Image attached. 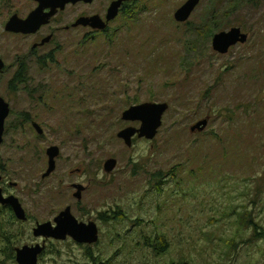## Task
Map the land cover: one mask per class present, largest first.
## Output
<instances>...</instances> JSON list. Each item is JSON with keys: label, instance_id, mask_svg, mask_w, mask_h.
<instances>
[{"label": "rangeland", "instance_id": "rangeland-1", "mask_svg": "<svg viewBox=\"0 0 264 264\" xmlns=\"http://www.w3.org/2000/svg\"><path fill=\"white\" fill-rule=\"evenodd\" d=\"M111 1L58 12L42 29L52 42L39 50L52 61L29 62L28 84L14 90V66L34 37L8 34L3 24L25 19L37 3L0 1V52L12 66L2 96L10 115L0 187L29 219L0 212V233L11 238L0 234V264H16L15 249L41 244L35 225L53 224L66 207L78 222L97 225L98 243L46 240L38 264H91L90 256L103 264H264V0H235L230 9L233 0H200L184 24L173 15L187 0H135L104 32L65 30L79 16L104 15ZM213 10L224 22L194 41L212 25L202 26ZM232 28L247 42L213 52L212 37ZM144 103L169 108L153 140L127 148L117 134L139 123L121 116ZM203 120V130L190 131ZM51 146L60 155L43 179ZM108 159L116 161L111 173L103 169ZM72 184L85 188L80 201Z\"/></svg>", "mask_w": 264, "mask_h": 264}, {"label": "water", "instance_id": "water-1", "mask_svg": "<svg viewBox=\"0 0 264 264\" xmlns=\"http://www.w3.org/2000/svg\"><path fill=\"white\" fill-rule=\"evenodd\" d=\"M37 3V7L29 13L25 19L18 18L17 15H12L6 22L4 31L11 34L31 35L40 30L42 26L50 23L58 12H62L69 5H76L78 3L91 4L94 0H32ZM131 0H114L110 3L107 11L105 21L99 16L80 17L71 26L72 28H90L95 31H104L107 23L115 20L119 14V10L123 3ZM200 0H187L180 8H178L174 15V21L179 24H184L188 21L191 14L198 6ZM51 37H47L41 42V45L49 43ZM248 40V36L241 32L239 28H232L226 32H219L211 39L212 51L219 55H226L229 50L237 45H244ZM4 68V64L0 61V71ZM169 106L166 103H144L137 106H131L126 109L121 119L125 122H137L139 128L128 127L117 134L127 148H131L135 139L153 140L158 130L162 126L163 115L168 110ZM10 114L9 104L0 98V145L3 142L4 124ZM207 126V121L203 120L196 123L190 128L191 132L201 131ZM33 127L38 135H42L43 131L37 124ZM60 155L59 148L51 146L46 150L48 159L47 169L42 175V178L49 177L55 171L56 158ZM116 167L114 159H108L103 165L106 173H111ZM78 192L75 194L79 200L81 192L84 187L77 185ZM0 204L6 205L13 211L16 220L26 221V215L21 207L18 199L13 196L4 198L0 190ZM34 238L54 241H65L67 238L71 239L78 245L91 246L98 243L99 231L97 225L93 222L81 223L78 222L71 214L70 208H66L61 212L57 218L50 222L37 224L32 230ZM45 245L23 246L21 249H16V264H38V258L43 254Z\"/></svg>", "mask_w": 264, "mask_h": 264}, {"label": "flooded vegetation", "instance_id": "flooded-vegetation-1", "mask_svg": "<svg viewBox=\"0 0 264 264\" xmlns=\"http://www.w3.org/2000/svg\"><path fill=\"white\" fill-rule=\"evenodd\" d=\"M1 1V0H0ZM95 1H97V0H94L91 4H84V3H78V5H84V6H89V5H92ZM114 0H112L111 2H113ZM110 2V3H111ZM130 2V1H129ZM129 2H125V3H123L122 4V6H121V8H120V10H119V14H120V12L122 11V9H123V5H125V4H127V3H129ZM77 5V4H76ZM110 5V4H109ZM109 5H108V7H109ZM108 7L105 9V13H104V15H99V14H93V15H86V16H84V15H82V16H79L78 18H80V17H91V16H99L101 19H102V21H105V17H106V11H107V9H108ZM77 18V19H78ZM53 19V18H52ZM51 19V20H52ZM76 19V20H77ZM75 20V21H76ZM74 21V22H75ZM114 21V20H113ZM112 22V21H111ZM111 22H109V23H107V27H106V29L104 30V31H106L107 30V28H108V25L111 23ZM50 23H51V21H50ZM50 23L48 24V25H46V26H42L41 28H40V30L39 31H37L35 34H31V35H23V37H34V41H33V43H32V45H31V47L27 50V52L25 53V54H27V57H19V59H17V62H16V64H15V66H14V72H13V74H12V78H11V82H10V88H11V85L13 84V82L15 83V85L16 86H18V87H24V85H27L28 84V76H27V70H28V67H29V62H31L32 60H33V63H34V65L36 64L37 66H39V64L43 67V65L46 63V64H49L50 63V61H52V57H51V55H49V54H46V55H39V50L40 49H43L46 45H48V44H50V42H52V39H53V33H48L47 34V32H45L44 31V33H43V31H42V29L44 30L46 27H48L49 25H50ZM4 24H5V22H4ZM3 24V26L5 27V25ZM73 24V23H72ZM71 24V25H72ZM69 26V27H67V28H65V30H70V29H77V28H72V26ZM3 27V28H4ZM78 28H83V27H78ZM83 29H89V30H91L90 28H83ZM91 31H93V32H104V31H95V30H91ZM8 34H11V33H8ZM40 34H43V35H40ZM12 35H22V34H12ZM47 37H51V40H50V42L49 43H47V44H44V45H41V42L44 40V39H46ZM40 42V43H39ZM0 50H1V48H0ZM4 53V52H3ZM3 53L1 54V52H0V61H2L3 62V64H4V68L0 71V98L1 99H3V95H4V93H5V85H4V79H5V75H6V73L8 72V71H10V70H12V66H6V63H5V59H4V56H3ZM25 80V84H23L22 83V80ZM4 100V99H3ZM9 109H10V105H9ZM10 115V114H9ZM23 120H24V122H28V118L26 117V116H23ZM33 124H37V123H35V122H31V127L34 129V127H33ZM38 125V124H37ZM39 126V125H38ZM41 128V127H40ZM35 130V129H34ZM42 130V129H41ZM47 150V149H46ZM46 150H45V156H46ZM47 157V156H46ZM59 157V156H58ZM57 157V158H58ZM56 158V159H57ZM47 162H48V159H47ZM55 165H56V163H55ZM55 168H56V166H55ZM46 169H47V166H46ZM78 171V173L80 172V170H77ZM45 179V178H44ZM1 182H2V177L0 176V184H1ZM12 185H15V184H12ZM77 185H80V184H72V186H71V189L74 191V193H73V198H75L77 201H80L81 200V198H80V200L77 198V197H75V194L78 192V189H77ZM80 186H82V185H80ZM83 187V186H82ZM0 190H1V193H2V196L4 197V198H7V197H9V196H12V195H5L4 193H3V191H2V189H1V187H0ZM85 192V188H84V191H82L81 192V196H82V194ZM14 197V196H13ZM16 198V197H15ZM16 199H18V198H16ZM19 201V200H18ZM19 203H20V201H19ZM21 204V203H20ZM21 207H22V205H21ZM66 208H68V207H66ZM65 208V209H66ZM70 208V210H71V207H69ZM22 209H23V207H22ZM64 209V210H65ZM24 210V209H23ZM3 211H8L11 215H12V217H14L15 218V215H14V213H13V211L11 210V208L9 207V206H6V205H1L0 204V212H3ZM24 212H25V210H24ZM63 212V211H62ZM72 212V211H71ZM61 213V212H60ZM59 213V214H60ZM58 214V215H59ZM72 214V213H71ZM25 215H26V213H25ZM57 215V216H58ZM26 218H27V220L26 221H18V222H21V223H26V222H28L29 221V219H28V217H27V215H26ZM57 218V217H56ZM16 219V218H15ZM38 224V223H37ZM36 224V225H37ZM36 225H35V227H36ZM34 227V228H35ZM98 228V227H97ZM99 231V230H98ZM1 234V233H0ZM36 239H38V238H36ZM69 238H67L66 240H68ZM65 240V241H66ZM71 240V239H70ZM44 240L42 239V242H41V244H44L45 245V249H46V241L45 242H43ZM52 241H54V240H52ZM61 242H63V241H61ZM41 244H34L33 246H36V245H41ZM76 244V243H75ZM78 245V244H77ZM79 246H86V245H79ZM31 247V246H30ZM18 249H21V248H18ZM15 251H16V249H15ZM45 251V250H44ZM16 254V253H15ZM40 257V256H39ZM39 259V258H38ZM16 262V261H15Z\"/></svg>", "mask_w": 264, "mask_h": 264}, {"label": "trees", "instance_id": "trees-1", "mask_svg": "<svg viewBox=\"0 0 264 264\" xmlns=\"http://www.w3.org/2000/svg\"><path fill=\"white\" fill-rule=\"evenodd\" d=\"M135 0H132L131 2H129L128 4L129 5H131L133 2H134ZM236 1H239V0H236ZM235 5V0H233V1H231L230 3H228L227 4V9H230L231 8V6H234ZM124 6H126V4L125 5H123V9H122V11L120 12V14H122V13H126V10L125 9H127L128 7H124ZM226 9V10H227ZM125 11V12H124ZM225 11V10H224ZM222 17V15H219V14H217L214 10L210 13V16L205 20V23L202 25L203 27L206 25V24H209V20H212V19H214L213 21H212V25H208L206 28H204L203 30H202V32H201V34H198L197 35V38H195V40L194 41H197V42H200V41H202L203 39H205L206 40V38L207 39H210V35L208 34V32H209V30L210 29H212V30H214L217 26H219V25H221L223 22H224V19L223 18H221ZM189 31H191V29L189 30ZM192 32V31H191ZM208 34V35H207ZM195 36V35H194ZM200 37V38H199ZM22 83L23 84H25V80L23 79L22 80ZM13 84H15L14 82H13ZM11 85V89L12 90H14V85ZM161 181H162V179L160 180V182L159 183H161ZM112 215H114V218H120V215L118 214V213H113ZM109 218V217H108ZM108 218H106V217H100V219L102 220V221H108ZM109 220H113V216H112V219L110 218ZM2 232H3V230L1 231V234H2ZM2 236H3V240L5 241V242H8V243H11V238L9 237V235L8 234H6V233H4V234H2ZM161 238H163V237H160L159 238V236L157 237V239H161ZM153 243L154 244H152V243H149V246H150V248L151 249H153V248H155L156 249V251H161V249H157V244H155V243H157V242H155V241H153ZM153 253H155L154 251H153ZM89 256V255H88ZM90 258H91V260H92V263L91 264H103V263H100V262H98V260H96V259H94L93 257H91L90 256ZM170 264H190V263H188L187 262V260H182V261H179V262H171Z\"/></svg>", "mask_w": 264, "mask_h": 264}]
</instances>
